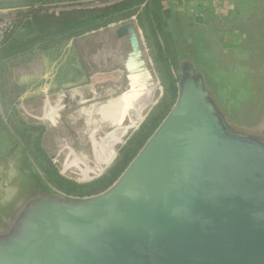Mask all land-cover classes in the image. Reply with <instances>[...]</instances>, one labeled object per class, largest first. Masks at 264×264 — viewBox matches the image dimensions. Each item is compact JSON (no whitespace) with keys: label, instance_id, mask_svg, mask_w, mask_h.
I'll return each mask as SVG.
<instances>
[{"label":"water","instance_id":"95a60500","mask_svg":"<svg viewBox=\"0 0 264 264\" xmlns=\"http://www.w3.org/2000/svg\"><path fill=\"white\" fill-rule=\"evenodd\" d=\"M118 34L133 86L140 37ZM235 37L225 69L164 26L176 102L108 189L71 195L27 155L0 161V264H264V21Z\"/></svg>","mask_w":264,"mask_h":264},{"label":"rangeland","instance_id":"374dc122","mask_svg":"<svg viewBox=\"0 0 264 264\" xmlns=\"http://www.w3.org/2000/svg\"><path fill=\"white\" fill-rule=\"evenodd\" d=\"M128 1L145 3L135 4L121 20L98 30L77 37L74 30L53 40L40 41L31 53L7 64L5 77L22 89L15 103L9 105L8 114L4 112L0 96V117H5L8 124L3 128L4 134L11 142H7L9 148L5 139L0 141L1 162L8 155L10 159L27 155L47 179L45 169L54 170L63 181L75 185L100 184L128 148L132 151L129 163L132 161L177 99V85L164 49V26L161 30L157 28L156 15L171 27L182 24L197 31L203 52L215 56L223 68L233 70L240 63L233 50L236 34L240 29L260 26L264 21V0H247L249 3L218 0L227 6L228 14H222L223 8L217 0H161L162 10L156 14L152 13L154 0H0V47L9 37L32 38L42 34L40 28L31 30L30 23L35 18L113 8ZM127 23L140 37L143 59L150 73L149 82L145 80L136 90H129L121 75L131 45L130 36H119L118 29ZM24 58L28 60L22 63ZM114 93L124 96L118 123L104 131L92 130L95 126L89 122L94 119V106L110 99ZM59 96L65 99L60 113ZM82 96L85 101L81 100ZM12 110H16L17 119ZM12 120L24 127L45 128L38 159L24 152V142ZM38 133L36 130L35 135ZM83 153L88 156L87 162L79 159ZM124 169L115 177L109 173L104 183L101 182L102 191L111 187Z\"/></svg>","mask_w":264,"mask_h":264},{"label":"trees","instance_id":"16d2710c","mask_svg":"<svg viewBox=\"0 0 264 264\" xmlns=\"http://www.w3.org/2000/svg\"><path fill=\"white\" fill-rule=\"evenodd\" d=\"M160 1L161 0H154L155 7L152 10L153 14H156V12H160L162 10V7L160 6ZM142 3H145V1H128L113 8H105L77 13H63L60 17L42 16L40 18H35L30 23L31 25L29 24L31 26L32 31L35 28H40L42 34L35 35L32 38L15 39L9 37L7 43L0 47V64L3 65V67L0 68V96L4 105V112L8 114L10 107L9 105H13L15 103L22 89L20 86L14 83L12 79H7V77H5L7 64H9L12 59H22L21 57H24L25 54L31 53V49H33L35 45L40 41L53 40L59 38V36H62L66 32L74 30L77 32L75 34V37H77L85 33H89L103 28L109 24L118 22L123 18V14L126 11L131 9L135 4L141 5ZM147 4H149V2H147ZM155 17L158 21L157 28L161 30L163 26L166 25V21H163L161 16L156 15ZM30 57L28 59H30ZM28 59L24 58L21 62H27ZM165 61L167 60L165 59ZM12 112L14 117L17 119L18 117L16 110H12ZM19 124L20 125L14 123L13 126L16 129L17 134L24 142V152H28L36 159H38V157H40V154L38 156L37 153L41 152V136L45 131V128L39 125L24 127L22 123L19 122ZM36 130H39V133L37 135H35ZM131 154L132 151L128 148L124 157L114 168L110 170L109 173L112 174V177L118 175L121 170H123L124 167L129 163V160L131 159ZM45 171L48 180L54 186L68 194L76 196H87L100 193L104 189L102 183H104V181L108 178L109 174L108 173L106 176H104L103 179H101L100 184L98 182L97 184L92 183L88 185H75L63 181V179L60 178L54 170L45 169Z\"/></svg>","mask_w":264,"mask_h":264},{"label":"bare ground","instance_id":"6f19581e","mask_svg":"<svg viewBox=\"0 0 264 264\" xmlns=\"http://www.w3.org/2000/svg\"><path fill=\"white\" fill-rule=\"evenodd\" d=\"M113 35V34H112ZM110 40V39H109ZM116 42V41H115ZM111 46V45H110ZM105 48V47H104ZM112 50V49H111ZM112 55V54H111ZM116 56V55H115ZM124 70V71H123ZM121 72V75L124 77H127L128 72L123 69ZM147 73V74H146ZM150 76L149 72H144L143 74H141V78H136L135 79V84L129 85V81L127 80V78H125L126 82H127V88L129 90H136V88L142 86L145 82V80H147V78ZM155 80V79H154ZM149 82V80H147ZM150 82H152V80L150 79ZM153 83V82H152ZM152 85V84H151ZM149 85V86H151ZM155 84H153L154 86ZM156 89V88H155ZM111 91V90H110ZM79 92V91H78ZM113 92V91H112ZM133 92V91H132ZM142 92V91H141ZM104 93V92H103ZM108 93V92H107ZM123 91L120 93L122 94ZM118 93H114L112 94L111 98L108 100H106L105 102H100L99 104H96V106H94V110L92 111V115L94 117V119L92 121L89 122L90 125L95 126L92 130H101L104 131L107 128H109L112 124H116L119 121V117L122 115L123 112V101H124V96L120 95ZM133 94V93H132ZM137 94V93H135ZM111 95V94H110ZM141 95V93H140ZM144 95V94H143ZM60 97V96H59ZM138 97V96H137ZM62 97H60L59 99V110L58 113H60L63 110V101H65V99H62ZM136 98V97H135ZM141 98V97H140ZM82 101H85V97L82 96L81 98ZM152 100V99H151ZM104 101V100H103ZM49 103V101L47 102ZM34 105V104H33ZM57 109V108H56ZM65 109V108H64ZM56 113V112H55ZM57 115V114H56ZM64 115V114H63ZM70 115V113H69ZM79 115V114H78ZM65 117V116H64ZM75 117V116H74ZM59 118V117H58ZM71 120V118H70ZM78 120V119H77ZM90 120V119H89ZM114 126V125H113ZM91 130V131H92ZM100 132V131H99ZM94 134V133H93ZM91 136V135H90ZM93 138V137H92ZM99 138V136H98ZM97 138V139H98ZM91 139V138H90ZM96 139V140H97ZM97 142V141H96ZM89 147V146H88ZM88 151V150H87ZM97 152V151H96ZM79 159L83 160V161H88V156L85 155V153H83L82 156H79ZM80 160V161H81Z\"/></svg>","mask_w":264,"mask_h":264},{"label":"crops","instance_id":"0c3cea01","mask_svg":"<svg viewBox=\"0 0 264 264\" xmlns=\"http://www.w3.org/2000/svg\"><path fill=\"white\" fill-rule=\"evenodd\" d=\"M229 1H232V0H229ZM243 1H245V3H249L247 0H243ZM209 2H212V1H209ZM209 2H208V4H209ZM217 2H218V0H217ZM202 3V2H201ZM213 4L215 3L214 1L212 2ZM212 3H211V5H212ZM219 4V6H220V8H223V12H222V14H225V13H227L228 14V12H227V6L226 7H224L223 5H222V3L220 4V2H218ZM229 3H231V2H229ZM201 5H203L204 6V3H202ZM250 5V4H249ZM215 7H216V5H215ZM229 7H231V6H229ZM226 9V10H225ZM229 12H231L232 13V11H229ZM1 115V114H0ZM5 124H4V122H3V119H2V117H0V141H3L4 139H5V141H6V146L8 147V145H7V142H9L8 140L9 139H7L6 138V136H5V134H4V129H5ZM4 128V129H3Z\"/></svg>","mask_w":264,"mask_h":264},{"label":"built area","instance_id":"2783aa9c","mask_svg":"<svg viewBox=\"0 0 264 264\" xmlns=\"http://www.w3.org/2000/svg\"><path fill=\"white\" fill-rule=\"evenodd\" d=\"M0 113H1V112H0ZM1 115H2V114H1ZM4 118H5V117L2 116V119H3V122H4L5 126L8 127L7 121H6V119H4Z\"/></svg>","mask_w":264,"mask_h":264}]
</instances>
